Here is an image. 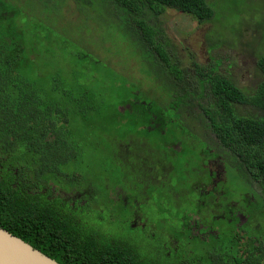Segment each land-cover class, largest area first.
<instances>
[{"label": "trees", "instance_id": "16d2710c", "mask_svg": "<svg viewBox=\"0 0 264 264\" xmlns=\"http://www.w3.org/2000/svg\"><path fill=\"white\" fill-rule=\"evenodd\" d=\"M67 1L74 2L83 11V16L92 14L95 18L92 22H96L99 29L103 28L101 31L112 34L102 45L107 42L115 44L117 40L135 45V57L144 66L148 77L154 83L158 82L157 87L164 91L162 98L168 99L162 106L158 104L159 97L154 96L150 104L153 107L157 105L159 116L167 110L174 113V121H170L174 124L172 133L179 129L203 141L192 131L195 124L201 122L204 130H209L216 140L215 149L221 154L222 151L226 153L230 162L228 167H235L250 188L253 183L259 187L258 193L253 191L254 201L249 206L244 224L239 222L235 212L233 215L225 214L224 219L210 218L211 221L225 220L226 223L219 227L223 229L225 226L230 234L224 242L223 239L218 241L217 235H211L216 241L204 246L207 264H264V239L260 235L261 228L257 230L252 219L254 212L259 210L262 213L258 218L264 216V53L257 59L262 79L252 92L241 89L211 66L196 62L192 63L197 84V91H194L190 80L193 76L180 68L177 58L168 51L172 46L159 19L166 9H171L194 16L199 24L208 23L213 20L214 12L207 0H0V227L58 264H161L127 241L91 230L81 218L85 209L81 210L85 206L69 207L50 193V187L65 191L83 189L85 197H102L95 190L91 191L89 184H94L95 178L89 172L78 175L65 171L66 168L74 169L76 165L90 170L89 165L81 160V153L85 145L91 144L92 123L99 122L97 116L102 115L94 113L96 109L89 101L92 98L90 91L82 87L76 91L66 89L61 71L51 62L57 50L65 52L69 43L74 41L67 34L68 29L52 26L53 13H60ZM82 30L78 31L81 36L84 35ZM114 32L124 39L121 40ZM82 47L86 49V46ZM64 67L70 69V63ZM72 79L73 76L67 74L66 81ZM110 94L115 102L110 107L107 120L127 122L129 117L126 113L133 110L139 91L119 84L115 91L110 88ZM188 108L198 110L199 118L192 115L188 119L183 118ZM134 110L138 111L136 107ZM100 135L103 132L100 131ZM182 135L186 136L185 133ZM170 136L176 140L164 144L167 153L181 157L178 145L181 136ZM189 142L194 144L191 140ZM203 142L206 148L200 155L210 154L211 147ZM142 143H137L136 148H128L132 153L130 157L134 159L126 168L129 175H138L142 182L151 178L154 192L166 196L177 210L183 205L192 209L180 217L184 227L178 232V237L170 235L171 232L165 228V219L159 220L162 224L159 228L167 236L163 243L185 239L187 230L190 232L187 226H192L190 221L194 214L199 215L196 225L203 223L210 231L211 223L206 217L216 207L219 209L223 193L216 191L217 186L208 189L212 184L208 169L205 168V177L196 176L199 184L189 190L194 196L188 200L187 190L172 185V177L167 175L171 167L164 163L165 151H160L163 156L159 173L153 178L149 175L147 165L153 148L144 138ZM124 145L118 142L117 148H124ZM140 148L146 149L145 158L135 153ZM121 154L125 161L126 156ZM124 170L123 167L119 173L121 177L124 175L123 180ZM183 173L188 174L186 171ZM111 177L119 179L118 174ZM77 179L84 188H74L73 183ZM202 179L205 182H201ZM205 200L203 205L201 202ZM106 201L111 206V199L106 198ZM127 202L119 207L121 213H130ZM207 209L211 212L206 216L203 211ZM128 225V230H145L139 225ZM153 237L149 234V238ZM217 245L228 253H234L232 258L226 255L222 259V253H216Z\"/></svg>", "mask_w": 264, "mask_h": 264}, {"label": "rangeland", "instance_id": "374dc122", "mask_svg": "<svg viewBox=\"0 0 264 264\" xmlns=\"http://www.w3.org/2000/svg\"><path fill=\"white\" fill-rule=\"evenodd\" d=\"M207 1L214 12L213 20L208 23L199 24L194 16L171 9H166L159 16L164 34L172 46L171 50L168 48V51L177 58L180 68L189 72L190 77L193 76L190 80L194 91H197V84L194 78L196 75L192 72L194 69L192 63L196 62L203 66H211L241 89L252 92L251 90L255 89L262 79L257 67V59L264 53V0ZM60 13H53L52 26H62L68 29L67 34L74 41L69 43L65 52L57 50L55 58L51 62L61 71L63 86L66 89L73 88L74 91L79 89L78 87L89 90L92 96L89 99L90 104L92 108L96 109L94 113L102 114L97 116L99 122L92 123L91 144L85 145L81 153L83 154L81 160L89 165L90 170L79 165H76L74 169H65L69 174L80 175V173L89 172L95 178L94 184H89L91 191L95 190L96 193L102 195L101 198L85 197L87 202L81 210L82 212L85 209L81 218L86 221L91 230L94 229L102 234L120 238L121 241H127L136 250L146 253L161 264H207L204 246L216 241L211 235H217L215 238L218 241L223 239L224 242L227 239L230 231L225 226L223 229L220 228L221 226L219 227L226 221H211L210 215H208L211 211L209 209L203 211L206 216L208 215L206 219L211 223L209 226L211 232L206 227L204 231H200L201 240L196 237L179 239L176 249L171 250L170 257L166 258L162 244L167 236L161 232L159 227L162 224L159 223V220L165 219L167 221L165 228L171 232L170 235L178 237V232L184 227L180 217L184 213H190L192 209L183 207V205L180 210H177L166 196L154 192L155 185L151 178L142 182L138 175L135 177L132 172V176L129 175L130 172L126 168H129L134 159L130 157L131 150L129 151L128 148L138 147L137 143H142L143 138L147 144L152 146L153 152L149 165H147V170L152 178L159 173V165L163 156L160 151H165L166 162L164 163L171 167L170 173L167 175L172 177V185L181 187L189 193V190L199 184L196 176L198 174L202 177L206 176L207 172L204 167L207 166L208 159H214L212 154L200 155L206 148L203 141L207 142L213 153L217 152L220 156L210 162V168L215 173L208 172L210 177H217L215 183L219 184L216 191L223 193L219 201V211H223L230 201L240 209L243 206L244 198L247 205L250 206L254 201L253 191L258 193L259 187L253 183L250 188L235 167L230 168L225 165L224 168L222 161L229 162L228 157L224 151L221 154L220 150L215 149L216 140L209 130H204L201 122H197L192 131L196 132L203 141L185 131H179V129L172 133L174 124L170 121H174V113L172 110H167L166 113L159 116L161 113H158L157 105L153 107L150 104L154 96L159 97L158 104L162 106L166 105L168 99L162 98L164 91L157 87L158 82L154 83L148 77L144 66L135 57L137 50L135 45L119 40H114L115 44L107 42L102 45V42L108 41L112 34L105 30L101 31L103 28L99 29L96 22H92L95 19L94 16L90 13H85L83 16V11H80L72 1H67ZM56 15L58 16L57 20H55ZM69 23L71 24L69 25ZM81 29L85 30H82L83 36L78 32ZM115 35H118L121 40L124 39L118 33ZM82 46H86V49ZM67 63H70L68 70L64 67ZM67 74L73 76L71 81H66ZM119 84L139 91L133 106L138 111L133 108L132 111L126 113L129 117L128 123L107 120L110 107L115 102L114 96L110 94V88L112 87V90L115 91ZM120 107L124 108V106ZM104 109H106V113H104ZM197 111L195 108L193 110L188 108L183 118L188 119L189 115L199 118ZM120 112H124V110ZM100 131L103 132L102 136H99ZM182 133H185L186 136L183 137ZM172 134L181 136L178 139L179 144L177 143L180 145L181 157L168 154L165 148L164 144H171L173 140H176L175 137L170 136ZM106 136L110 137V140ZM189 140L194 144H190ZM118 142L125 144V147L117 148ZM113 153L115 155L112 157ZM121 153L126 156L125 161L121 158ZM135 153L142 155L141 158L147 156L146 149L140 148ZM120 158L121 162H119ZM123 167L126 170H124L125 180H123L124 175L121 177L122 175L119 174ZM162 170L166 169L162 168ZM116 174L119 179L111 177ZM79 181L78 179L74 181L75 189L84 188ZM223 181H225L223 184L220 183ZM201 182H205L204 179ZM57 187H59L58 183ZM208 189L211 187L209 186ZM126 195L130 213H121L119 207ZM192 195L194 196L192 192L188 194V200ZM106 198L112 199L111 206H108ZM246 213L244 210L237 212L240 223H245L247 220ZM260 213H262L261 210L254 212L252 219L253 225H257L256 229L261 228L260 235L264 239V216L258 218ZM136 214L139 215L140 223L145 226L144 231L127 229L129 220ZM228 228H231V225H228ZM149 234L154 235L153 239L149 238ZM189 236L190 232L187 230L185 237ZM216 248L218 255L222 253V259H225L226 255L231 258L234 255L232 252L228 253L223 247L222 249L219 246Z\"/></svg>", "mask_w": 264, "mask_h": 264}, {"label": "flooded vegetation", "instance_id": "af4514ba", "mask_svg": "<svg viewBox=\"0 0 264 264\" xmlns=\"http://www.w3.org/2000/svg\"><path fill=\"white\" fill-rule=\"evenodd\" d=\"M210 154L214 155V159L217 156H219L217 152L213 153V151H211ZM131 155H132V153H131ZM214 159L213 160L212 159H208L207 166L204 167V168H207L208 171L212 172V173H215V172H213L211 170L210 162L214 161ZM222 163L224 164V168H225V161H222ZM228 165H229V163L226 161V166H228ZM216 180H217V177H213L212 178V184L209 185L211 188L212 187H216L219 184V183L218 184L215 183ZM224 182L225 181L220 182V183L223 184ZM207 188H208V186L206 187V189ZM45 191H46V189L43 190V192H45ZM50 193L53 196V198L62 201L63 203L69 205V207H75V208H78L79 206L80 207H82V206L84 207L86 205V202H87V199H85V195H84V194H86V192L83 189H81L79 191H72V190L71 191H65V190H62V189H59V188L50 187ZM220 193H222V192H220ZM126 201H128L127 195L124 196V198H123V202L126 203ZM205 201H207V200H205ZM111 202H112V199H111ZM242 202H243V206L240 209H239L238 206L233 205V203H231V201L227 203V205L225 206V209H223V211H219V209H216L217 208L216 207L215 210L212 211V213L210 215V218L211 219H218V218L221 217V218L224 219L225 214H226V216H227V214L228 215H233L234 212H235L234 215L237 217V212H240L241 210H244L245 212H248L249 205H247V202L245 201V198L242 200ZM201 203L204 205L206 202L202 201ZM235 207H237L236 209H238V210H236ZM246 207H248V208H246ZM198 219H199V215H197V214L192 215L191 221H190L192 226L191 225L188 226V227H190V236L189 237H185V239H188L190 237H196L197 239L201 240V238L199 236L200 235V231L204 230L206 228V226L203 223L196 225V223L199 221ZM237 219H238V217H237ZM140 222L141 221L139 219V215L136 214L135 216H133V218L131 220H129L128 223H131V227H136V226L139 225L141 228H145V226L142 225ZM245 222H246V220H245ZM242 223L244 224V222H241V224ZM214 229H216V228H214ZM191 231H193L194 235L193 234L191 235ZM209 232H211V230ZM196 243H198V242L196 241ZM177 245H178V241H176V240L173 241V244H171L170 241H167V243H164L163 244L164 254L165 255H170L172 253L171 250H175Z\"/></svg>", "mask_w": 264, "mask_h": 264}, {"label": "water", "instance_id": "95a60500", "mask_svg": "<svg viewBox=\"0 0 264 264\" xmlns=\"http://www.w3.org/2000/svg\"><path fill=\"white\" fill-rule=\"evenodd\" d=\"M0 264H58L0 227Z\"/></svg>", "mask_w": 264, "mask_h": 264}]
</instances>
